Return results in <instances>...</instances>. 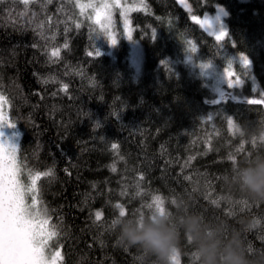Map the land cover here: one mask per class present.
<instances>
[{
  "label": "trees",
  "instance_id": "1",
  "mask_svg": "<svg viewBox=\"0 0 264 264\" xmlns=\"http://www.w3.org/2000/svg\"><path fill=\"white\" fill-rule=\"evenodd\" d=\"M187 1L143 0L131 14L137 74L123 35L111 50L76 0H0V94L20 131L18 175L32 203L31 176L50 172L34 207L58 233L48 249L60 264H167L166 251L128 238L157 223L179 264H205L208 252L264 264V196L244 183L264 167V106L213 103L198 68L231 60L244 91L256 82L264 93V0ZM219 7L228 35L217 42L192 15Z\"/></svg>",
  "mask_w": 264,
  "mask_h": 264
},
{
  "label": "snow or ice",
  "instance_id": "2",
  "mask_svg": "<svg viewBox=\"0 0 264 264\" xmlns=\"http://www.w3.org/2000/svg\"><path fill=\"white\" fill-rule=\"evenodd\" d=\"M30 0H23L25 6L29 4ZM119 0H114L113 3L104 2L97 6L94 3L79 4L81 12L88 8H92L96 13V23L100 24L102 30L105 31V35L108 37L112 45L118 43L116 37L109 31L104 23H101L102 19L111 23V9L119 7ZM187 6V5H185ZM136 10L135 8H125V26L127 27V13L129 11ZM223 12V9H221ZM227 15V13H224ZM193 21L205 30L211 29V22L208 17L201 19L200 17L193 16ZM219 20V16L216 18ZM210 35L215 37L217 42L223 41L228 35V30L225 26L221 25L218 32L210 31ZM155 38V32H153ZM127 39L132 40L131 30H128ZM67 47V44H65ZM190 51L196 52L197 48L195 44H190ZM60 50L55 49L51 52L52 56H59ZM92 55V53H89ZM96 56L102 55L99 49H96ZM240 60L245 68H250L251 61L245 55H241ZM201 69L207 70L212 67L211 62L202 63ZM225 79L229 88L239 86L243 84V81L233 70V63L228 61L227 67L224 73ZM67 91V85L63 86ZM221 99H224L223 93ZM213 103H219V101H213ZM250 104H264V97L260 99L248 100ZM7 104L6 99L0 95V127L8 125L15 127L6 115L4 108ZM211 119V116L208 117ZM99 127V125H97ZM2 135V133H0ZM116 148L117 145H112ZM17 146L12 142H5L0 139V264H58L59 260H62L61 253L59 251L53 252L51 255L46 254V248L48 243L58 233L54 230V226L50 225L49 218L42 219L40 221L39 231L35 226L28 221L22 210V200L18 188V181L16 175L18 172L17 167ZM115 166L112 167V171H115ZM50 175V172L40 173L37 172L31 176V184L28 191L33 193L32 202L35 206L37 201L36 193L37 182L41 176ZM119 207V205H117ZM102 213L97 211L95 213L96 220H100Z\"/></svg>",
  "mask_w": 264,
  "mask_h": 264
},
{
  "label": "rangeland",
  "instance_id": "3",
  "mask_svg": "<svg viewBox=\"0 0 264 264\" xmlns=\"http://www.w3.org/2000/svg\"><path fill=\"white\" fill-rule=\"evenodd\" d=\"M178 1L184 8L186 9L190 8L187 0H178ZM104 2L113 3L114 0H76V5L78 7L79 13L87 15L89 21H91L93 24L97 26L101 35L103 36V38H105L110 49L112 50L115 45H112L110 43L108 37L105 35V31L101 29L100 24L96 23L95 10L92 8H88L84 10L83 12H81V9L79 7V4H82V3L83 4L94 3L97 6H99ZM119 4H120L119 7H114L111 9V23L109 24L108 21L105 19H102L101 23H104L106 25L107 31L111 32L116 37L117 41L119 40L120 34L123 35V37L125 38V40L130 46V59L132 62V66L134 67L135 72L137 74H140L142 70V65H143V51H142V47L139 41L135 39L133 36L131 14L134 11L140 8H143L144 3H143V0H119ZM125 8H135L136 9L133 11H129L127 13V22H128L127 27L125 26V15H124ZM221 9H223V12L221 11ZM224 13H226L225 9L223 7H219L218 10H216L214 13H207L204 16L192 15V17L196 16V17H200L201 19H203L204 17H208L211 22V29L206 30V31L208 33L210 31L218 32L220 30L221 25L226 27V24H225L226 15H224ZM218 16H219V20L216 19ZM129 29L131 30V33H132V40L127 39V34H128ZM189 59H191V56L187 57L188 61ZM200 65L198 66V68L201 74L208 77V79L210 80L209 86L211 87L212 91L216 94V97L214 99L215 101L221 102V101H226V100H232L235 102L236 101L237 102H248V100L250 99H260L264 97V93H261L258 91V86L256 82L253 83L252 94H248L244 91L245 84H244V80L241 77L240 79L243 81L242 85L229 88L227 81L225 79V76H224L226 68L219 69L215 67L214 65H212L211 68L207 70H203L201 69ZM222 93H223L224 99H221ZM262 105L264 106V104ZM0 133H2V135H0V139L4 140L5 142L14 143L17 146V149L19 150L20 131L16 127H10L8 125H4L3 127H0ZM16 179L18 181V188H19V192H20V196L22 200L23 215L28 221H30L35 226L37 231H39L40 221L43 218L41 217L39 218L38 214L35 212V207L32 206L33 202L31 203L28 201V198H27L28 194L23 188V185L21 184V180L19 179L18 172L16 175ZM56 251H59L61 253L60 249ZM53 252H50L48 247L46 248V254L51 255ZM58 264H60V260L58 261Z\"/></svg>",
  "mask_w": 264,
  "mask_h": 264
},
{
  "label": "clouds",
  "instance_id": "4",
  "mask_svg": "<svg viewBox=\"0 0 264 264\" xmlns=\"http://www.w3.org/2000/svg\"><path fill=\"white\" fill-rule=\"evenodd\" d=\"M244 183L254 194L264 196V167L258 166L253 169L250 176L246 174ZM154 233H159V236L153 235ZM137 237H140L142 242L149 247L155 248L160 252L166 251L165 259L167 264H179V250L167 241V233L159 223L151 225L141 232L132 231L128 235L130 240H135ZM205 264H241V262L235 255L231 254L225 255L221 262L208 252L205 253Z\"/></svg>",
  "mask_w": 264,
  "mask_h": 264
}]
</instances>
